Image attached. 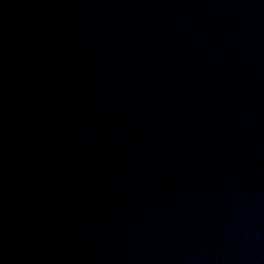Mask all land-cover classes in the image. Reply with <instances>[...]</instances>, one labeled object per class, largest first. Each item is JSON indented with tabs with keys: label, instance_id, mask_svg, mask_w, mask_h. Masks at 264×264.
Masks as SVG:
<instances>
[{
	"label": "water",
	"instance_id": "obj_1",
	"mask_svg": "<svg viewBox=\"0 0 264 264\" xmlns=\"http://www.w3.org/2000/svg\"><path fill=\"white\" fill-rule=\"evenodd\" d=\"M0 264H264V0H0Z\"/></svg>",
	"mask_w": 264,
	"mask_h": 264
}]
</instances>
